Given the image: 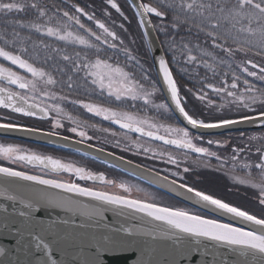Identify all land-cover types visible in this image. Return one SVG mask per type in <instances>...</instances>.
Here are the masks:
<instances>
[{
  "label": "snow or ice",
  "instance_id": "snow-or-ice-1",
  "mask_svg": "<svg viewBox=\"0 0 264 264\" xmlns=\"http://www.w3.org/2000/svg\"><path fill=\"white\" fill-rule=\"evenodd\" d=\"M16 133L40 147L0 142V264H264V0H0V137Z\"/></svg>",
  "mask_w": 264,
  "mask_h": 264
},
{
  "label": "water",
  "instance_id": "water-1",
  "mask_svg": "<svg viewBox=\"0 0 264 264\" xmlns=\"http://www.w3.org/2000/svg\"><path fill=\"white\" fill-rule=\"evenodd\" d=\"M241 129H245L247 128L248 126H239ZM251 130H256V129H251V128H248V131H251ZM235 132V131H234ZM7 139H14V140H19V141H24V142H29V143H33V144H38L40 145L39 141H37L35 138H28L26 137L24 134H20V133H16V134H11L9 137H7ZM48 147H53V148H58V149H62V150H66V151H70V152H74L73 149L71 148H61L60 146H53L51 144L47 145ZM84 149L81 150V153H77V154H80L82 155ZM94 154H90L88 155L87 157H90L92 158ZM100 161V160H98ZM118 169H120L121 171L131 175V176H134L142 181H144L145 183H148L149 185L157 188L158 190L164 192L165 194L173 197V198H176L180 201L183 202V198L182 197H179L178 195H175V194H171L169 193L168 189L164 188L162 185H159V184H152L150 179L146 176H143V175H140V174H136V175H133L131 173L130 170H125L122 166L121 167H118ZM0 203H6L3 198H0ZM184 203V202H183ZM49 210H44V211H41V213H39L41 216H46L47 215V212ZM108 215H111V214H108ZM0 243H4V244H7L8 243V240L7 239H0ZM133 259L134 257L130 256L129 254H122V255H118V256H113L111 257L109 260H108V264H133Z\"/></svg>",
  "mask_w": 264,
  "mask_h": 264
},
{
  "label": "flooded vegetation",
  "instance_id": "flooded-vegetation-1",
  "mask_svg": "<svg viewBox=\"0 0 264 264\" xmlns=\"http://www.w3.org/2000/svg\"><path fill=\"white\" fill-rule=\"evenodd\" d=\"M101 4V0H96L95 1V4ZM101 6V5H100ZM112 12H113V16L114 17H118V15L114 12V10H112ZM117 22H119V20H117ZM132 25H133V21H132ZM132 25H131V29H130V31H133V27H132ZM18 70V69H17ZM21 71V70H20ZM22 74H23V72H22ZM191 106V105H190ZM76 113H74V115H75ZM83 118H86V117H83ZM103 126H108L107 125V123H105ZM248 133L249 134H253V135H261L262 133L260 132V131H256V130H253V131H248ZM239 133L238 132H232L231 133V135H238ZM119 150V149H118ZM117 151V150H116ZM117 152H120V151H117ZM65 158H67V157H65ZM67 159H69V158H67ZM78 160V162L79 163H81V164H87L89 167H91V168H93L94 170H98V171H105V170H107L109 173H110V176H112V177H119L120 179H122V177L123 176H121V174H118V173H116L115 171H112V169H109V168H106V167H104V166H101V165H99V164H96V163H92V162H89V161H87V160H79V159H77ZM149 162H151V161H149ZM148 162V163H149ZM98 167H97V166ZM149 165H151V164H149ZM157 166H159V167H164V165H162V164H158ZM220 185H218L219 187V189H221L222 191H220V190H218L216 187H214L212 190H214V191H216L217 193H218V195H221V196H224V197H226V199L227 200H230V201H233L235 204H237V205H240L239 203H240V201H242V200H244V199H253V194H252V192H250V191H247L246 192V189H245V187H240L239 189H231L230 191H228V190H225V188L223 187V184H224V181H220V183H219ZM99 186V185H98ZM109 190H111V189H109ZM240 200V201H239Z\"/></svg>",
  "mask_w": 264,
  "mask_h": 264
},
{
  "label": "trees",
  "instance_id": "trees-1",
  "mask_svg": "<svg viewBox=\"0 0 264 264\" xmlns=\"http://www.w3.org/2000/svg\"><path fill=\"white\" fill-rule=\"evenodd\" d=\"M96 1V0H95ZM119 1V0H118ZM89 2L91 3L92 2V0H89ZM101 5V4H100ZM99 4H95V6L99 9L101 6H100ZM127 6L125 5V8H126ZM126 14H128L130 17H131V13L130 12H128V13H126ZM118 15V14H117ZM132 29H133V32H135L136 30H137V28H136V22L133 20V25H132ZM30 123H36V124H38L39 122L38 121H35V120H32V121H29ZM90 122H95V121H90ZM0 141L1 142H15V143H24V142H20V141H14V140H9V139H7L6 141H5V139H0ZM24 144H26V145H29V146H31V147H33V148H38V147H40V146H38V145H34V144H28V143H24ZM53 149L54 148H49V147H45L44 148V150L45 151H47V152H53ZM56 149V148H55ZM111 150V149H110ZM117 151H119L118 149H117ZM118 153H120V152H118ZM55 155H59V156H70V157H72V158H75V159H79V160H89V161H93L94 162V160L93 159H90V158H88V157H84L83 156V158L82 159H80V157L82 156V155H80V154H76V153H72V152H68V151H64V150H60V149H56V151H55V153H54ZM127 155V157L128 158H132V156H131V154L129 153V154H126ZM143 158H137V162H140L141 160H142ZM149 164H151V162H149ZM120 172V171H119ZM123 173V172H122ZM126 174V173H125ZM220 185V184H219ZM219 186H217L216 188L218 189V190H220V191H222L221 189H219L218 188ZM154 191H155V196L158 198V199H162L165 203H167V204H172V205H180V206H184L182 203H180V202H178L176 199H174V198H172V197H169L168 195H165V194H163L162 192H159L158 190H156V189H154ZM240 201V200H239ZM251 201H252V199H244V200H242V201H240V205H242L244 208H251L253 211H258V209H256L255 208V205L254 204H252L251 203Z\"/></svg>",
  "mask_w": 264,
  "mask_h": 264
},
{
  "label": "bare ground",
  "instance_id": "bare-ground-1",
  "mask_svg": "<svg viewBox=\"0 0 264 264\" xmlns=\"http://www.w3.org/2000/svg\"><path fill=\"white\" fill-rule=\"evenodd\" d=\"M117 2L118 3H123V0H117ZM257 131V130H256ZM2 137H0V139H1ZM9 140H14V139H9ZM14 141H19V140H14ZM20 142H24V141H20ZM24 143H28V144H33V143H29V142H24ZM24 143H20V144H22V145H26V144H24ZM34 145H38V144H34ZM26 146H29V145H26ZM38 146H40V145H38ZM47 147V146H46ZM117 154H120V153H118L117 152ZM57 156H59V155H57ZM60 157H63V158H65V157H67V158H72V157H70V156H60ZM67 158H65V159H67ZM88 158H90V157H88ZM73 159H75V158H73ZM90 159H92V158H90ZM87 161H89V160H87ZM89 162H92V163H96V164H99V165H101V166H108V165H105V164H103L101 161H98V160H94V162L93 161H89ZM97 166V165H96ZM98 167V166H97ZM112 171H115L116 173H118L119 174V171H120V169H118V168H116V169H112Z\"/></svg>",
  "mask_w": 264,
  "mask_h": 264
},
{
  "label": "rangeland",
  "instance_id": "rangeland-1",
  "mask_svg": "<svg viewBox=\"0 0 264 264\" xmlns=\"http://www.w3.org/2000/svg\"><path fill=\"white\" fill-rule=\"evenodd\" d=\"M21 71H22V70H21ZM0 142H1V141H0ZM131 183H135V182H131ZM135 184H137V183H135ZM138 185H139V186L141 185V187L148 189V191L151 192V193L153 194V190H152L148 185H146V184H144V183H140V184H138ZM140 195H142V194H140Z\"/></svg>",
  "mask_w": 264,
  "mask_h": 264
}]
</instances>
